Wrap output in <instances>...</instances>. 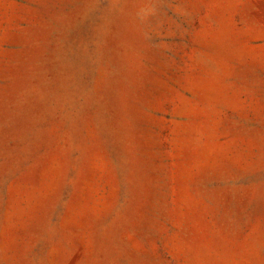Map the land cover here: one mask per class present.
Wrapping results in <instances>:
<instances>
[{
  "label": "rangeland",
  "instance_id": "rangeland-1",
  "mask_svg": "<svg viewBox=\"0 0 264 264\" xmlns=\"http://www.w3.org/2000/svg\"><path fill=\"white\" fill-rule=\"evenodd\" d=\"M0 264H264V0H0Z\"/></svg>",
  "mask_w": 264,
  "mask_h": 264
}]
</instances>
